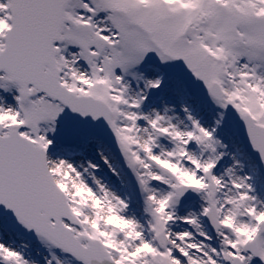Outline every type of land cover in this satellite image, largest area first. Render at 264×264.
I'll use <instances>...</instances> for the list:
<instances>
[{"label":"snow or ice","instance_id":"obj_1","mask_svg":"<svg viewBox=\"0 0 264 264\" xmlns=\"http://www.w3.org/2000/svg\"><path fill=\"white\" fill-rule=\"evenodd\" d=\"M0 264H264V0H0Z\"/></svg>","mask_w":264,"mask_h":264}]
</instances>
